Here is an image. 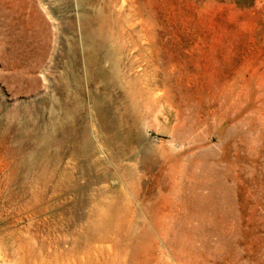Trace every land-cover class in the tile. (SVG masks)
I'll return each instance as SVG.
<instances>
[{
  "label": "rangeland",
  "instance_id": "rangeland-1",
  "mask_svg": "<svg viewBox=\"0 0 264 264\" xmlns=\"http://www.w3.org/2000/svg\"><path fill=\"white\" fill-rule=\"evenodd\" d=\"M24 3L0 264H264V0Z\"/></svg>",
  "mask_w": 264,
  "mask_h": 264
},
{
  "label": "bare ground",
  "instance_id": "bare-ground-1",
  "mask_svg": "<svg viewBox=\"0 0 264 264\" xmlns=\"http://www.w3.org/2000/svg\"><path fill=\"white\" fill-rule=\"evenodd\" d=\"M85 0H78L80 4H83ZM25 0H0V15L3 16V19H1V24L3 26V29L5 31L3 41L5 43L4 49H10L7 50L6 53L8 56H10L11 52L13 54V42L17 40L18 36H15L14 33L16 32L17 28L26 29L27 25L24 24V21L21 19L22 12L24 10ZM30 2V1H28ZM35 3V2H34ZM32 4V3H31ZM84 26L89 24L88 21L90 19V16L85 12L82 15ZM23 31V30H22ZM15 51V50H14ZM17 52V51H15ZM14 52V53H15ZM17 54V53H16ZM16 56V55H15ZM67 56V55H66ZM73 63L71 66L74 67V69L71 70V75L75 78L77 76V59L72 60ZM71 63V62H70ZM25 66V65H24ZM29 66V65H28ZM70 66V65H69ZM30 70H33V67H28ZM99 70V69H98ZM69 72V71H68ZM70 73V72H69ZM103 73V70H99L98 74ZM79 88V85L77 86ZM50 197V196H49ZM36 198V197H35ZM40 205V204H39ZM101 221V220H100ZM102 222V221H101ZM105 221H103L104 223ZM98 223V222H97ZM96 224V223H95ZM92 225V224H91ZM94 226V225H93ZM96 227V226H94ZM103 227V226H102ZM82 228V227H81ZM84 228V227H83ZM84 231V230H83ZM82 232V231H81ZM80 235V233H79ZM3 240V239H2ZM77 240V239H76ZM77 245V244H76ZM78 246V245H77ZM76 247V246H75ZM111 249V248H110ZM41 250V249H40ZM2 252V251H1Z\"/></svg>",
  "mask_w": 264,
  "mask_h": 264
}]
</instances>
